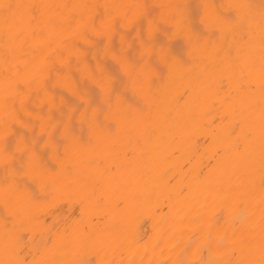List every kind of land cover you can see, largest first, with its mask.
<instances>
[{"label": "bare ground", "instance_id": "bare-ground-1", "mask_svg": "<svg viewBox=\"0 0 264 264\" xmlns=\"http://www.w3.org/2000/svg\"><path fill=\"white\" fill-rule=\"evenodd\" d=\"M0 264H264V0H0Z\"/></svg>", "mask_w": 264, "mask_h": 264}]
</instances>
